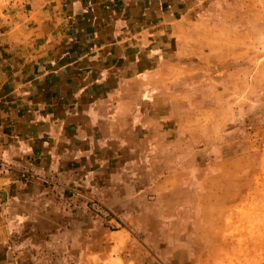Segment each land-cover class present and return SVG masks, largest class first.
<instances>
[{
  "label": "crops",
  "instance_id": "obj_1",
  "mask_svg": "<svg viewBox=\"0 0 264 264\" xmlns=\"http://www.w3.org/2000/svg\"><path fill=\"white\" fill-rule=\"evenodd\" d=\"M204 1L0 0V264H13L15 248L76 264L82 238L95 230L106 242L72 193L92 190L156 126L155 74Z\"/></svg>",
  "mask_w": 264,
  "mask_h": 264
},
{
  "label": "rangeland",
  "instance_id": "obj_2",
  "mask_svg": "<svg viewBox=\"0 0 264 264\" xmlns=\"http://www.w3.org/2000/svg\"><path fill=\"white\" fill-rule=\"evenodd\" d=\"M202 7L173 64L155 74L156 126L132 157L110 159L92 190L72 193L107 233L105 243L95 230L82 238L88 252L72 262L264 264V0ZM18 250L13 264L51 260Z\"/></svg>",
  "mask_w": 264,
  "mask_h": 264
}]
</instances>
